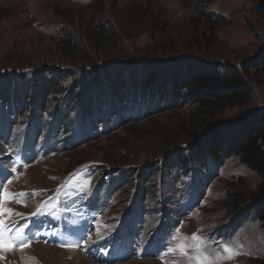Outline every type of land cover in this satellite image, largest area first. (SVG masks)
<instances>
[{
    "label": "rangeland",
    "instance_id": "obj_1",
    "mask_svg": "<svg viewBox=\"0 0 264 264\" xmlns=\"http://www.w3.org/2000/svg\"><path fill=\"white\" fill-rule=\"evenodd\" d=\"M175 60L178 63L173 65L201 61L218 68H240L250 94L248 103L227 107L214 119L235 122L258 115L264 110V0H0V77L6 76L0 86L4 93L0 94V195L4 189L27 193L17 196L19 203L0 202V208L18 213L0 216L7 228L5 236L16 245L0 251V264H191L169 249L185 238L191 243L193 234L204 238L210 254L221 252L224 245L238 248V255L218 264H263L264 223L253 212L261 194L256 191L260 180L237 157H228L219 165L208 159L206 168L189 159L193 171L173 164L170 170H155L147 181L137 178L159 166V160L147 157L155 144H147L142 135L171 130L179 123L184 131L192 125L188 116L195 118V106L187 104L153 115L137 124L141 127L132 126L128 117L137 110L123 107L126 95L136 103L139 95L142 102L148 82L159 87L160 67ZM34 71L37 75L62 72L59 89L69 87L68 92L74 83L82 87L88 83L84 89L101 85L91 99L92 110L112 103L123 109L113 113L118 114L112 123L120 117L119 124L111 129L107 117L94 122L98 131L101 122L107 124L102 125L103 132L92 131L87 139L89 124H82L76 104L82 99L71 101L62 92L41 104L39 85L25 84ZM123 71L136 74V79L133 85L125 81L127 89L119 95L110 80L122 77ZM9 77L15 79L14 92L20 85L12 100ZM137 83L142 85L139 93ZM154 87L149 90L151 97ZM25 127L53 151L32 162L26 152V164H20L14 157L20 152L14 146ZM73 141L79 144L72 146ZM27 147L33 149L32 143ZM175 148L170 149V156ZM118 158L125 159V167L103 164ZM67 180L74 189L89 192L97 188L100 199L109 197L107 208L93 211L100 219L98 224L95 219L90 225L83 223L89 236L80 248L72 240L43 236L71 231L73 214L84 210L82 197L70 192ZM21 228L31 249L19 247L22 241L16 232ZM110 231L121 240L132 234L140 245L139 255L134 252L124 260H104L106 242L102 240ZM148 243L153 251H145Z\"/></svg>",
    "mask_w": 264,
    "mask_h": 264
},
{
    "label": "trees",
    "instance_id": "obj_2",
    "mask_svg": "<svg viewBox=\"0 0 264 264\" xmlns=\"http://www.w3.org/2000/svg\"><path fill=\"white\" fill-rule=\"evenodd\" d=\"M100 32H106L104 26L101 27ZM70 43L72 46H78L76 42ZM168 63L160 67L162 80L159 87L157 84L154 87L151 85V82L145 85L146 96L142 99V102L139 95L136 100L137 103L135 100H127V95L125 96L126 100L124 102L126 104L123 107L134 109L133 111L137 110V114L129 116L128 121L132 126L141 127L142 125L137 124L146 122L153 115L172 112L187 104L195 106V118L188 116V120L192 125H189L190 127L184 131L181 130L184 126L179 123L176 125L178 130L177 128H171V130L164 132L155 131L154 133L142 135L141 138L149 141L147 144H155L154 147L149 149L150 154L147 157L151 161L159 160V166L156 164L153 169H147L145 173L140 174L137 177L139 178V182L147 181L150 177L152 178L157 169L167 168V170H170L173 164L179 166L183 171H193L191 164L188 162L189 159L194 160L193 162L199 165V167L203 166L202 168H206L208 159H213V164L219 165L226 158L234 156L239 159L240 163L253 171L260 180L256 191L261 194L255 202L253 212L255 214L254 218L264 223V110H260V113L256 116L250 115L248 118L235 122L214 119L217 117L216 115L220 114L227 107H242L248 103L250 94L243 80L244 75L242 70L234 66L218 68L204 65L201 61L195 65L194 63H188L186 66L173 65L174 63H178L176 60L171 64L170 62ZM128 72L123 71L121 73L122 77L113 79V81L110 80L112 89L114 88L119 95H122L125 89H127V85L124 86L125 81L131 80L133 82L130 83L131 85L135 83L136 74L132 73L131 76ZM31 73V79L25 84L36 82L39 85L41 104L52 94L56 95L67 92V95L73 98L71 101L82 99L76 103L77 107L80 108L79 114L84 118H88L91 122H99L105 116H112L113 113L120 109L117 106L111 105L112 103L110 102H105L102 105V109L94 108L95 110H92L91 99H95L101 85H92L91 88L84 89L88 83L83 82V87L74 83L70 87V94H68L69 87L67 89H63V87L59 89V79L63 75L62 72L48 71L43 75H37L36 71ZM3 76L1 75L0 77L2 79L0 86L6 79V76ZM8 80L11 82L9 84V100H12L17 96L20 85L16 87L17 90L14 92L16 86L15 79L9 77ZM96 82L98 83V80ZM138 83L136 89L139 93V88L142 85ZM153 87L154 90L151 92V97L149 90ZM79 90L82 92V96ZM1 93L4 95L3 92ZM150 103H152V108H150ZM212 118L213 122L208 123L209 119ZM101 123L107 124L106 122ZM179 132L183 133L174 135ZM199 133L202 135L200 136ZM184 144L186 146L188 144L187 149L184 147V150L178 148ZM174 148V153L170 156V149ZM165 154L167 157H165ZM124 160L122 158H118L117 161L106 160L103 164L112 167H125L122 164ZM125 173L127 177L130 176L128 172ZM238 206L235 207L238 208ZM261 263L264 264V260Z\"/></svg>",
    "mask_w": 264,
    "mask_h": 264
},
{
    "label": "snow or ice",
    "instance_id": "obj_3",
    "mask_svg": "<svg viewBox=\"0 0 264 264\" xmlns=\"http://www.w3.org/2000/svg\"><path fill=\"white\" fill-rule=\"evenodd\" d=\"M15 171V170H13ZM11 183V181H8ZM27 193H19L12 194L4 189L3 194L0 195V202H6L9 200H16V202H20L17 200V196H25ZM40 207H43L41 205ZM39 211V207H38ZM18 215V213H14L11 209L0 208V216L2 215ZM4 221L0 220V251H9L12 248L16 247L15 240H13L9 236H5V232H7V228L4 226ZM24 229L21 228L16 232V238L20 239L22 242L19 247L22 249L23 247L30 246V241L24 239ZM173 239H177L174 237ZM191 243L188 242V239L185 238L183 241L178 242L175 248H170V252H179L182 256L189 259L191 264H218L219 261L223 259H231L235 255L239 254V250L237 247L233 245H224L222 246L221 252H216L215 254L209 253V246L206 244L203 237L193 234L190 238ZM62 247H73V245H61Z\"/></svg>",
    "mask_w": 264,
    "mask_h": 264
},
{
    "label": "bare ground",
    "instance_id": "obj_4",
    "mask_svg": "<svg viewBox=\"0 0 264 264\" xmlns=\"http://www.w3.org/2000/svg\"><path fill=\"white\" fill-rule=\"evenodd\" d=\"M35 244H37V246L39 245L38 243H35ZM34 245V244H33ZM40 246V245H39ZM30 247H33V246H29L28 248H30ZM27 249V248H26ZM31 249V248H30ZM55 250L56 251H63V253H67V252H69L70 250H68V249H63V250H58V249H56L55 248ZM48 255V254H47Z\"/></svg>",
    "mask_w": 264,
    "mask_h": 264
}]
</instances>
